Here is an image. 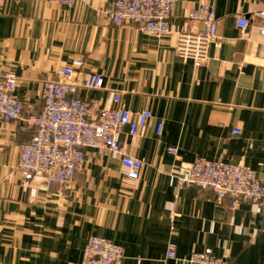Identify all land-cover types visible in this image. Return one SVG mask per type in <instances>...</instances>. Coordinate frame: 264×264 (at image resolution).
Wrapping results in <instances>:
<instances>
[{"label": "crops", "instance_id": "crops-1", "mask_svg": "<svg viewBox=\"0 0 264 264\" xmlns=\"http://www.w3.org/2000/svg\"><path fill=\"white\" fill-rule=\"evenodd\" d=\"M114 1L67 9L0 0V77H17L24 117L40 109L41 86L53 69L74 59L104 77L102 90H81L80 98L109 108L120 93L126 111L152 113L137 139L120 137L143 163L136 184L120 186L113 154L85 150L71 189H47L35 178L34 201L17 172L18 147L34 132L0 122V264H81L91 236L121 246L123 264H186L205 249L225 264H264V205L241 202L232 210L229 199L220 205L210 192L180 190L172 177L201 158L248 168L264 187V23L256 16L264 0H178L172 35L160 40L105 20L102 12ZM201 3L215 11L218 40L196 67L175 55V33L202 28L187 20ZM239 17L249 22L247 37ZM171 245L176 258L166 259Z\"/></svg>", "mask_w": 264, "mask_h": 264}, {"label": "built area", "instance_id": "built-area-1", "mask_svg": "<svg viewBox=\"0 0 264 264\" xmlns=\"http://www.w3.org/2000/svg\"><path fill=\"white\" fill-rule=\"evenodd\" d=\"M47 5H58L67 9L77 4L91 5V0H44ZM178 0H115L102 15L114 27L136 26L146 35L158 40L172 35L171 22ZM257 18L264 23V12ZM187 20L200 23L196 31L181 29L175 33V55L190 60L198 67L208 59V51L217 44V19L214 9L201 3L189 11ZM237 27L243 37L248 36L249 22L244 17L237 19ZM264 35V24L259 29ZM102 74L87 72L84 61L74 59L69 65L53 69L50 78L41 86V107L37 112L23 116V102L16 98L17 77L7 73L0 77V122L19 123V132H34L32 138L18 147L17 172L21 184L29 191L31 199L37 191L31 183L38 178L49 188L71 189L75 176L85 167V150L113 154L120 163V186L124 189L136 184L141 176L143 163L128 155L120 137L125 134L137 139L146 129L152 113L144 109L132 114L121 107V95L112 96V106L100 108L97 102L80 98L81 90H102ZM162 125L156 127L160 136ZM233 135H241L233 129ZM173 151H171L172 153ZM172 177L180 190L196 188L214 195L218 204L226 199L235 210L241 202L253 206L264 205V187L256 174L245 167L219 161L195 159L190 165L176 168ZM166 259H175L171 245ZM124 251L110 241L91 236L83 249L81 264H123ZM186 264H225L210 249L192 253Z\"/></svg>", "mask_w": 264, "mask_h": 264}, {"label": "rangeland", "instance_id": "rangeland-1", "mask_svg": "<svg viewBox=\"0 0 264 264\" xmlns=\"http://www.w3.org/2000/svg\"><path fill=\"white\" fill-rule=\"evenodd\" d=\"M17 163H18V161H17Z\"/></svg>", "mask_w": 264, "mask_h": 264}]
</instances>
